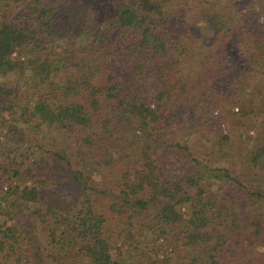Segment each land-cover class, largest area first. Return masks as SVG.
Returning <instances> with one entry per match:
<instances>
[{"label": "trees", "instance_id": "obj_1", "mask_svg": "<svg viewBox=\"0 0 264 264\" xmlns=\"http://www.w3.org/2000/svg\"><path fill=\"white\" fill-rule=\"evenodd\" d=\"M263 8L264 0H0V135L32 146L16 147L25 170L0 160V264H28L19 227L29 210L44 239L41 264H264V102L243 97L237 179L185 139L187 109L216 107L210 88L231 71L230 49L264 71ZM98 15L112 39L76 49ZM216 127L201 139L223 153L231 137L221 119ZM55 133L87 155L75 165L64 147L33 145ZM151 144L168 152L156 159ZM47 162L78 188L56 198Z\"/></svg>", "mask_w": 264, "mask_h": 264}, {"label": "rangeland", "instance_id": "obj_2", "mask_svg": "<svg viewBox=\"0 0 264 264\" xmlns=\"http://www.w3.org/2000/svg\"><path fill=\"white\" fill-rule=\"evenodd\" d=\"M106 19V17L98 15L96 22H94L89 31L76 40V49H82L85 45L93 41L102 42L112 39L114 33L112 32L109 25L110 22H108V19ZM259 21L264 24V8ZM16 54L18 55V53ZM206 54L207 53L205 52L204 55ZM245 58H247V61L252 62L246 50H242L240 53L235 48L230 49L227 55L229 63L226 69L231 71H226L225 74L228 76L223 80H220L219 78L214 80L213 84L217 85V83H222V86L217 85L216 88L213 86L210 88V90L214 92L213 96L216 97V101L219 104L215 102L216 107L214 109L211 110L208 107L203 112L189 108L187 109L188 115H186L189 128L188 131H186L185 139L190 144L191 149L203 152L205 158L210 152H213L215 154V160H213V162L216 165H221L228 168L233 177L236 179L238 178L239 169L241 168L239 164V152L242 149V146L239 139V134L242 135L243 133H246V127L243 126L245 123L244 116L247 114V112H249V106L247 108L248 103L243 100V97H246L247 101L253 99V103L264 102V71L263 69L259 68L258 64H252L250 67H248L249 65L245 63ZM254 59H256V57H254ZM204 61L205 60H203V64ZM225 87H229V90ZM238 91H242V93H239ZM237 97L241 98L237 100ZM240 106L244 108L246 107V109H243V115H240L239 113ZM184 108L181 107L178 111L182 112L184 111ZM180 119L181 117H176V120L179 121ZM218 119H221L220 132L222 134L228 132L231 137L230 145L224 148L223 153H227L225 156L223 153L218 152L217 148L212 147V142L206 143L201 139L203 136H208L210 131L217 133L216 123ZM44 135L45 137H37L38 141L36 140L35 136V139H32L33 145L38 144L39 146L45 147V149H51L52 145L64 147L65 150L68 151L72 156V161L75 165H77L81 158H83L82 156L84 154L87 155V152H85V150L80 147L77 141L65 136L62 133ZM16 147L20 148V151H23V149L28 151L30 148L32 149V146L19 136H13L5 132L4 134L0 135L1 162L6 164L8 170H25L28 168L30 161L19 163V161H21L18 157L20 151H18ZM152 148L156 159H161V157H164L168 152V149L161 146L160 144H153ZM46 166L53 174L51 176L52 179L47 182V189L55 190L56 198L67 196V194L73 193L76 188H78L76 184L70 179V175L61 173L50 162H47ZM32 168L35 169L36 167L33 166ZM30 173L31 175L34 174L33 172ZM24 179L25 175L22 174V176L15 182H20ZM6 185V180L4 178L1 179V186L6 188ZM20 219L22 221V225L19 227V230L22 235L25 249L29 254L28 264H41L40 259L42 256V249L44 247V239L38 223L35 220L34 215L31 214V210L21 214ZM252 249L253 247L249 246L248 250L250 253Z\"/></svg>", "mask_w": 264, "mask_h": 264}]
</instances>
